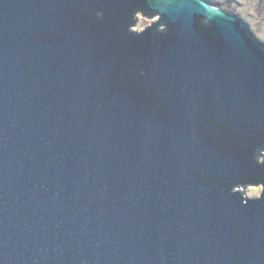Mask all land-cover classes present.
Masks as SVG:
<instances>
[{
    "label": "water",
    "instance_id": "95a60500",
    "mask_svg": "<svg viewBox=\"0 0 264 264\" xmlns=\"http://www.w3.org/2000/svg\"><path fill=\"white\" fill-rule=\"evenodd\" d=\"M0 264H264V45L203 0H0Z\"/></svg>",
    "mask_w": 264,
    "mask_h": 264
},
{
    "label": "rangeland",
    "instance_id": "374dc122",
    "mask_svg": "<svg viewBox=\"0 0 264 264\" xmlns=\"http://www.w3.org/2000/svg\"><path fill=\"white\" fill-rule=\"evenodd\" d=\"M207 4L220 8L235 15L243 22L253 38L264 45V0H203ZM157 17H148L136 14L131 30L136 33L144 31L147 27L157 22ZM259 161H262L259 158ZM247 198H256L260 195L261 186L248 185L243 188Z\"/></svg>",
    "mask_w": 264,
    "mask_h": 264
}]
</instances>
